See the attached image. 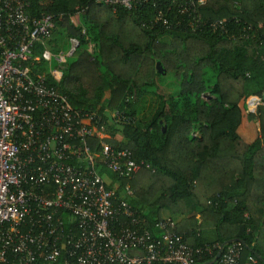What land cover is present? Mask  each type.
<instances>
[{
    "label": "trees",
    "instance_id": "16d2710c",
    "mask_svg": "<svg viewBox=\"0 0 264 264\" xmlns=\"http://www.w3.org/2000/svg\"><path fill=\"white\" fill-rule=\"evenodd\" d=\"M28 14L55 18V52L79 40L48 85L75 110L119 113L117 144L143 169L118 193L133 189L141 220L168 213L193 247L240 242L242 264H264V102L248 107L264 95V0H31Z\"/></svg>",
    "mask_w": 264,
    "mask_h": 264
},
{
    "label": "built area",
    "instance_id": "2783aa9c",
    "mask_svg": "<svg viewBox=\"0 0 264 264\" xmlns=\"http://www.w3.org/2000/svg\"><path fill=\"white\" fill-rule=\"evenodd\" d=\"M30 1L0 0V264H242V243L193 247L168 218L150 229L126 198L129 185L118 193L143 164L117 144V111L106 122L49 87L81 45L70 38L55 52L57 22L30 18ZM257 262L250 255L244 264Z\"/></svg>",
    "mask_w": 264,
    "mask_h": 264
},
{
    "label": "crops",
    "instance_id": "0c3cea01",
    "mask_svg": "<svg viewBox=\"0 0 264 264\" xmlns=\"http://www.w3.org/2000/svg\"><path fill=\"white\" fill-rule=\"evenodd\" d=\"M250 104L248 105V107L250 109L254 108V107H257L260 103H261V100L259 99H250L248 101ZM166 217H171L168 213L165 214Z\"/></svg>",
    "mask_w": 264,
    "mask_h": 264
},
{
    "label": "rangeland",
    "instance_id": "374dc122",
    "mask_svg": "<svg viewBox=\"0 0 264 264\" xmlns=\"http://www.w3.org/2000/svg\"><path fill=\"white\" fill-rule=\"evenodd\" d=\"M72 22L78 24V23H79V17H78V18H75V17L72 18ZM71 60H72V59H71ZM249 104H250V103L248 102V105H249ZM164 216H165V215H164ZM165 218L171 219L170 217H166V216H165ZM183 218H184V217H179V219L176 220V221L179 222V221H181Z\"/></svg>",
    "mask_w": 264,
    "mask_h": 264
},
{
    "label": "water",
    "instance_id": "95a60500",
    "mask_svg": "<svg viewBox=\"0 0 264 264\" xmlns=\"http://www.w3.org/2000/svg\"><path fill=\"white\" fill-rule=\"evenodd\" d=\"M262 101L264 102V95H263V97H262Z\"/></svg>",
    "mask_w": 264,
    "mask_h": 264
}]
</instances>
